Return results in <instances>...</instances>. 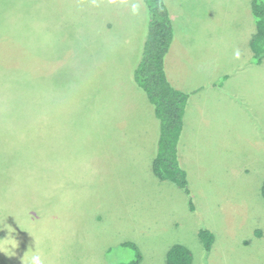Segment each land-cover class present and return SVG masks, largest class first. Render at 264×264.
<instances>
[{
  "label": "rangeland",
  "instance_id": "rangeland-1",
  "mask_svg": "<svg viewBox=\"0 0 264 264\" xmlns=\"http://www.w3.org/2000/svg\"><path fill=\"white\" fill-rule=\"evenodd\" d=\"M168 2L179 37L207 50L213 74L244 69L253 0ZM147 21L143 0H0V220L19 242L15 257L0 252V264H21L35 244L45 264H130L138 252L139 264H168L176 244L192 264H264V144L241 135L264 139V59L246 70L249 79L230 80L238 112L226 144L207 139L200 120L182 134L189 212L181 188L157 184L133 143L114 142L110 124L117 107L137 111L126 121L154 108L133 89ZM217 80L227 87L223 75ZM248 107L257 118L250 127ZM201 230L215 236L209 252ZM128 242L137 249L122 247Z\"/></svg>",
  "mask_w": 264,
  "mask_h": 264
},
{
  "label": "crops",
  "instance_id": "crops-1",
  "mask_svg": "<svg viewBox=\"0 0 264 264\" xmlns=\"http://www.w3.org/2000/svg\"><path fill=\"white\" fill-rule=\"evenodd\" d=\"M165 3L167 4V7L169 9L175 33L173 44L165 61L166 73L173 87L189 95V100L184 115V126L182 134L187 132V127L191 123L195 122L196 120H200L202 124L205 123V127L207 129L206 131L208 132L207 139H222L221 143L223 146L224 144H226V141H224L223 139L225 131L228 133L230 132V138L233 132L229 130L227 124H229L232 118L236 120V112L234 111L238 112V109L235 106H232V104L234 103L230 98L236 100L238 98L237 90L239 91V89H233L235 87L230 80L235 78L236 75H240L244 79H249V74H254V72H248L246 70H255L256 67H258L256 65H259L254 62L253 52L250 46L251 39L256 32V25L254 23L255 21L253 22L250 16V27L248 29V26L245 27L246 35L243 40V43H245V50L241 52L244 69L237 71L236 73H221L220 75H218V72L215 71V73L213 74L210 71V66L208 65L207 59L209 54L207 53V50L203 49L204 52L202 54H200L199 52L197 53L192 49V47L196 46L193 43L192 39L187 42H183V40H181V37H179L178 35L175 17L172 10H170L171 7L168 0H165ZM109 27L108 29H110ZM180 45V50L178 49V51H176L175 48ZM184 48L189 49V51L186 52V60L183 56L184 51H182ZM182 64L184 65V69L186 68V71H188V74L186 72L182 73V70L180 69ZM221 75L224 76V81L228 84L227 87H224V85L221 83L218 84L217 79ZM136 85L137 84H135V81L133 80V89H136V87L138 86ZM229 85L233 88H231V90L229 91H226ZM222 93L228 94V96H224L222 95ZM145 111V113L141 112L135 120L126 121L124 119V116L135 118L134 114L137 111L130 104L117 107L116 111L112 112V122L110 121V124L112 127L116 128V132L118 133V136L114 138V142L121 144L124 141L125 147L128 146L126 140L129 142V144L133 143L135 149H137L136 151H140L139 156H143V158L141 159L145 160L147 172H151V175H153V180L157 181L158 184L159 179L153 173V162L157 154L158 141L160 136V122L156 117L155 108H149V110L146 109ZM241 111L242 109L239 112ZM119 116H121L120 120ZM243 117V122L247 127L251 126V121L257 119L253 109H251L250 107L246 108ZM188 129L190 131V128ZM133 133H136V135L139 137L136 141L133 140L131 136V134ZM250 133H252V135H250ZM245 134L247 136H245L244 134L241 135L242 138H245L247 141L254 142V140H257V142H261L264 144L263 138H259L260 136L254 137L255 131L247 133L245 132ZM185 139L186 138L180 139L178 146L179 162L181 164V168L184 171L186 170L183 166V161L179 156V150L180 148H183L185 146ZM123 152H126L133 158H136V154L132 149L128 148L127 150H123ZM181 195L187 196L185 206L186 210L190 212L191 210L189 209L188 194L184 190H182ZM95 220L100 222L102 220V216L98 217V219L96 218Z\"/></svg>",
  "mask_w": 264,
  "mask_h": 264
},
{
  "label": "trees",
  "instance_id": "trees-1",
  "mask_svg": "<svg viewBox=\"0 0 264 264\" xmlns=\"http://www.w3.org/2000/svg\"><path fill=\"white\" fill-rule=\"evenodd\" d=\"M148 9L147 39L143 45L141 59L134 71L135 83L146 93L155 108L160 122V136L156 158L153 162V173L160 181L176 184L188 195L187 174L181 168L178 157V146L181 139L184 115L189 95L173 87L166 69V57L174 41L175 33L170 12L165 0H143ZM252 13L256 32L251 39V49L255 63L264 59V0H253ZM264 198V182L262 186ZM193 209V200H189ZM206 251H211L215 236L208 230L199 232ZM125 248L137 249L131 242L122 244ZM141 254L130 264H139ZM191 251L184 245L176 244L167 253L168 264H192Z\"/></svg>",
  "mask_w": 264,
  "mask_h": 264
},
{
  "label": "clouds",
  "instance_id": "clouds-1",
  "mask_svg": "<svg viewBox=\"0 0 264 264\" xmlns=\"http://www.w3.org/2000/svg\"><path fill=\"white\" fill-rule=\"evenodd\" d=\"M236 55L238 58L239 53ZM13 217L15 218L14 215ZM17 224L20 229H23V225L19 224L18 222ZM0 231L7 232V236L5 238H0V252L4 253L9 258L15 257L17 255L15 250L19 247V242L14 235V233H16V228L7 223V218H5L0 220ZM21 264H45V260L40 254L38 245L35 244L34 249L29 248L26 254L21 258Z\"/></svg>",
  "mask_w": 264,
  "mask_h": 264
}]
</instances>
